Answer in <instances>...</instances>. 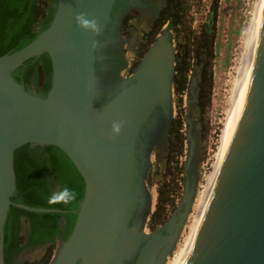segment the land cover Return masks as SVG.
Instances as JSON below:
<instances>
[{"label": "water", "instance_id": "water-1", "mask_svg": "<svg viewBox=\"0 0 264 264\" xmlns=\"http://www.w3.org/2000/svg\"><path fill=\"white\" fill-rule=\"evenodd\" d=\"M115 1L58 0L46 30L23 49L0 57V264L11 206L31 213H60L11 202L16 191L14 153L25 145L58 148L85 183L74 228L50 264H165L182 230L199 184V164L193 155L185 158L182 195L162 227L147 235L144 221L135 219L136 211L151 202L149 156L172 119V35L165 27L121 87L107 88L96 73L105 45L98 38L110 23ZM146 2L131 0L129 10L137 13V20L118 37L123 76L140 47L141 33L155 16L145 8ZM81 12L98 20V35L76 27L74 17ZM42 53L49 55L53 72L45 98L26 91L11 74ZM195 85L192 78L189 88ZM117 121L123 122L121 133L111 136V125ZM182 264H264V11Z\"/></svg>", "mask_w": 264, "mask_h": 264}, {"label": "trees", "instance_id": "trees-1", "mask_svg": "<svg viewBox=\"0 0 264 264\" xmlns=\"http://www.w3.org/2000/svg\"><path fill=\"white\" fill-rule=\"evenodd\" d=\"M200 0H167L165 8L147 33L141 38L140 55L131 72L137 69L149 47L164 30L175 34V68L173 91L179 115L172 119L164 160L163 181L158 188L155 211L150 217L151 230L163 225L168 210L175 206L178 185L174 177L179 171L178 159L184 154L186 137L183 131V97L190 81L196 79V109L203 115L210 104L213 88L215 33L209 24L200 31L191 29V4ZM58 0H0V57L15 53L46 30L56 13ZM219 0H212V12L217 15ZM98 75V72H96ZM13 79L26 91L45 98L52 81V63L47 53L26 61L12 73ZM107 81V80H105ZM110 82L109 80L107 83ZM173 165V166H172ZM16 191L12 203L35 209L57 210L60 213L38 214L11 206L3 228L4 264H50L55 245L65 242L76 223L77 212L84 198L85 183L70 159L53 146L25 145L14 153ZM67 186L77 192L70 205L48 206L52 190ZM45 247L44 254L31 262H18L20 254L29 248Z\"/></svg>", "mask_w": 264, "mask_h": 264}, {"label": "rangeland", "instance_id": "rangeland-1", "mask_svg": "<svg viewBox=\"0 0 264 264\" xmlns=\"http://www.w3.org/2000/svg\"><path fill=\"white\" fill-rule=\"evenodd\" d=\"M261 2L262 0H219L217 15H214L212 12V0H200V2H193L191 4L189 12L191 29L194 32H198L207 23L214 28L213 88L210 104L203 115L199 114L195 107L196 86L190 87L187 95L183 97L184 112L181 114V118L183 121L182 132L186 137V141L184 154L178 159L177 167L179 171L173 172L174 174L170 175L168 180H166L168 182L170 178L174 177L178 185V189H176L174 195L175 206L172 210H168V218L176 209L182 195L183 168L185 158L188 155L197 157L199 164V184L191 209L165 264H177L179 262L189 239L190 230L197 217V201L199 202L201 194L207 187V181L212 175L215 161L220 152L222 134L229 122L231 104L233 102L232 98H234L232 94L235 93L234 85L238 75L236 71L240 68L238 66H240L242 56H244L247 48L251 36L250 33ZM171 35L172 44L176 49L177 42L175 34L171 32ZM140 52L139 47L127 70L128 73L125 74L126 77H128V74L131 76L135 72L136 69L131 72V68L136 64ZM171 102L172 119H174L179 115V111L176 107V96L173 89ZM168 131L169 128L149 156L152 164L150 175L152 183L150 188L152 214L155 211L157 203L158 188L165 181L162 178L164 171L163 158L166 154ZM146 232L149 233L148 229H146ZM59 245L60 242L55 245L54 254ZM44 251L45 247L26 249L20 254L18 262L34 261L40 258L44 254Z\"/></svg>", "mask_w": 264, "mask_h": 264}, {"label": "flooded vegetation", "instance_id": "flooded-vegetation-1", "mask_svg": "<svg viewBox=\"0 0 264 264\" xmlns=\"http://www.w3.org/2000/svg\"><path fill=\"white\" fill-rule=\"evenodd\" d=\"M159 1L161 2V0H147L145 4V8L155 12V16L150 26L141 33L140 40L141 38H143L145 33L148 32L150 27L154 25L159 17L160 12L166 6L167 0H163L158 5ZM130 2L131 0L115 1L111 11L110 23L108 24L103 34L98 38L100 42H103L105 44L104 47L100 50L102 59L98 61L96 65L98 76L102 79L103 82H105L104 84H106L107 88L111 89H119L123 82L128 79L127 77L123 76V72H125V62L123 59L122 48L118 45V37L120 36V34H124L127 31L126 27L128 24H130V22L137 20V13L135 11L129 10ZM157 5L159 7H157ZM163 29H165V27ZM129 76L130 75L128 74V77ZM105 80H109L110 82L107 83V81ZM109 92L112 93L111 91ZM104 93H106V91ZM147 214L148 217L146 218ZM150 214H152L151 202H146L141 207V209L136 211L135 213V219H137V222L142 223L144 221L143 233L147 235L162 227L161 225L154 230L150 229L148 225L151 217ZM146 222L148 223L146 224ZM146 229H148L149 233L146 232ZM162 234L165 235V232L162 231ZM126 264H134V262H126Z\"/></svg>", "mask_w": 264, "mask_h": 264}, {"label": "bare ground", "instance_id": "bare-ground-1", "mask_svg": "<svg viewBox=\"0 0 264 264\" xmlns=\"http://www.w3.org/2000/svg\"><path fill=\"white\" fill-rule=\"evenodd\" d=\"M259 6L260 7H259V10H258L257 16L255 18V22L253 24L252 31L250 33L251 36L249 38V42L247 44V48L245 50L244 56H242L243 58L241 59V64H239L240 66H238L240 68H239V70L237 69L238 71H236V74H238V75H237V77L235 79V85H234L235 86V93L232 94V95H234V98H232L233 102L231 104L230 117L228 116L229 117V122H228L227 126L225 127V130H224V132L222 134V142H221L220 152H221V149H222V145H223V142H224V139H225V135H226V132H227V129H228V126H229V123H230V120H231V117H232V114H233V111H234L238 96L240 94L244 79H245L246 74H247L248 66H249V63H250V59H251V56H252V52H253V49H254L256 38H257L258 31H259V28H260V24H261V21H262V16H263V11H264V0H262L261 4ZM220 152L218 154V158H219ZM218 158L215 161L214 170L212 172V175L210 176L209 180L207 181V187H206L205 191L201 194L199 202L197 201V203H198L197 204V217L194 220V224H193V226H192V228L190 230L189 239H188V241L186 243V247L183 250V253H182V255L180 257V260H179V262L177 264H182L186 254H187V252L189 250V247H190V245L192 243L194 235L196 233V230H197L200 218H201V214H202V211H203V208H204V205H205V201H206V198H207V195H208V191H209V188H210V185H211V182H212V178H213V175H214V172H215V168H216V165H217V162H218Z\"/></svg>", "mask_w": 264, "mask_h": 264}, {"label": "clouds", "instance_id": "clouds-1", "mask_svg": "<svg viewBox=\"0 0 264 264\" xmlns=\"http://www.w3.org/2000/svg\"><path fill=\"white\" fill-rule=\"evenodd\" d=\"M74 22L76 27L86 34H91L96 36L101 32L100 24L97 19L89 18L87 13L81 12L74 17ZM96 42L93 41V47H95ZM123 127L122 121L113 122L111 125V136H117L121 133ZM77 199V192L70 189L67 186L58 187L52 190L51 195L47 198L48 206L56 205H70Z\"/></svg>", "mask_w": 264, "mask_h": 264}]
</instances>
